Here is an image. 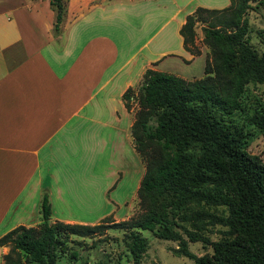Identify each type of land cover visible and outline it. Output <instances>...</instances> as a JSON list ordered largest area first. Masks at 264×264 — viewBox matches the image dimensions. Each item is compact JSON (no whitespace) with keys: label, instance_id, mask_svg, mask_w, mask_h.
<instances>
[{"label":"crops","instance_id":"crops-1","mask_svg":"<svg viewBox=\"0 0 264 264\" xmlns=\"http://www.w3.org/2000/svg\"><path fill=\"white\" fill-rule=\"evenodd\" d=\"M197 5L209 6L67 0L53 31L48 0H0V236L36 225L42 195L50 221L92 224L113 209L107 195L137 188L144 166L121 94L145 68L203 74L178 31Z\"/></svg>","mask_w":264,"mask_h":264},{"label":"trees","instance_id":"trees-1","mask_svg":"<svg viewBox=\"0 0 264 264\" xmlns=\"http://www.w3.org/2000/svg\"><path fill=\"white\" fill-rule=\"evenodd\" d=\"M66 1L48 0L53 31ZM260 5L264 0H229L221 8L197 5L178 31L183 48L198 54L200 24L210 54L204 74L186 79L145 68L136 90L129 86L121 94L127 109L129 100L136 102L130 134L144 166L136 188L139 212L118 221L104 216L96 224L50 221L42 195L36 225L19 224L0 236V244L9 246L0 264H56L69 234L102 233L107 227L122 230L134 260L145 249L139 233L145 229L178 240L175 252L193 264H264V163L246 150L254 136L264 137V51L250 41L254 26L246 15ZM262 30L255 32L264 41ZM207 228L219 236L210 240ZM181 233L208 243L211 252L192 253Z\"/></svg>","mask_w":264,"mask_h":264},{"label":"rangeland","instance_id":"rangeland-1","mask_svg":"<svg viewBox=\"0 0 264 264\" xmlns=\"http://www.w3.org/2000/svg\"><path fill=\"white\" fill-rule=\"evenodd\" d=\"M199 1L208 4V7H221L228 3V0ZM188 6L190 7L192 4ZM246 15L248 21L254 26V30L250 32V41L256 48L264 51V41L255 32L256 28H262V33H264L263 5H260L258 9H248ZM195 30V42L199 47V53L202 52L204 59L206 57L209 58V50L201 39L202 32L200 24H197ZM133 90H136V86L133 87ZM129 104L130 109H132L134 113L136 109L135 100H129ZM246 150L249 153L257 154L264 163V137L262 135H256L250 139ZM110 196L111 195H107L108 198L114 200V204L113 209L109 211L106 216L109 215L113 221L125 219L131 214L139 212L140 209L137 204L136 188L131 191L130 189L120 190L119 188L115 194ZM77 214H84V212ZM100 221L101 219L92 224L99 223ZM139 233L145 238L146 246L137 260L133 259L124 244L122 240V230L107 227L102 233L95 232L85 236L69 234L64 239L66 248L64 251L58 253L56 264H83V262L85 264H193L191 258L175 252L178 240L160 238L155 236L151 231L145 229H139ZM205 233L210 240L216 239L219 236L215 228H207ZM181 234L186 238L187 249L192 253L199 255L211 252V247L208 243H204L201 240L192 241L189 240L184 233ZM73 250L76 252L75 256L70 254Z\"/></svg>","mask_w":264,"mask_h":264}]
</instances>
